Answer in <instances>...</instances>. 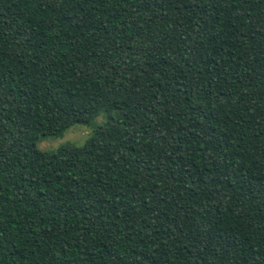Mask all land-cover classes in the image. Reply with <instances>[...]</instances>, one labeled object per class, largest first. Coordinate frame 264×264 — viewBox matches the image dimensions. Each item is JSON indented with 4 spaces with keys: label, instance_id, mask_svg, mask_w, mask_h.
Masks as SVG:
<instances>
[{
    "label": "trees",
    "instance_id": "1",
    "mask_svg": "<svg viewBox=\"0 0 264 264\" xmlns=\"http://www.w3.org/2000/svg\"><path fill=\"white\" fill-rule=\"evenodd\" d=\"M0 264H264V0H0Z\"/></svg>",
    "mask_w": 264,
    "mask_h": 264
},
{
    "label": "rangeland",
    "instance_id": "2",
    "mask_svg": "<svg viewBox=\"0 0 264 264\" xmlns=\"http://www.w3.org/2000/svg\"><path fill=\"white\" fill-rule=\"evenodd\" d=\"M104 119L99 117L95 121V125L102 123ZM93 127L75 125L69 129L62 138L58 139H43L38 143V148L42 151H53L58 149L65 143H72L77 146H82L91 137Z\"/></svg>",
    "mask_w": 264,
    "mask_h": 264
}]
</instances>
